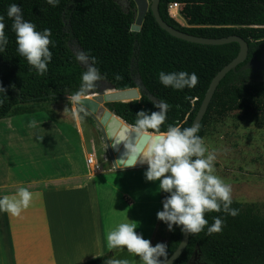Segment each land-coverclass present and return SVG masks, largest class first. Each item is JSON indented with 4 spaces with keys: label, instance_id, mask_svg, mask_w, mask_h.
Here are the masks:
<instances>
[{
    "label": "trees",
    "instance_id": "trees-1",
    "mask_svg": "<svg viewBox=\"0 0 264 264\" xmlns=\"http://www.w3.org/2000/svg\"><path fill=\"white\" fill-rule=\"evenodd\" d=\"M170 2L181 4V9L177 6L179 16L189 27L169 15ZM11 4L20 6L24 19L35 24L37 31L51 30L52 60L42 76L17 53L12 20L7 16ZM130 5L136 7L133 0ZM159 12L168 24L193 35L242 37L248 43L245 62L264 55V0H160ZM0 16L4 17L8 38L5 51L0 53V86L6 89V96L0 93V119L32 112L39 103L57 102L76 93L86 67L68 45V41H75L95 59L104 80L116 89L140 88L139 99L107 103L116 115L133 125L138 111H158L153 105L164 101L170 109L161 131L168 125L187 128L212 77L239 51L237 42L209 45L174 37L158 25L150 9L140 30L132 31L135 11H125L116 0H59L55 7L46 0H0ZM242 64L219 82L201 121L200 137L206 135L211 121H220L233 111L264 123V70L241 71ZM161 71L194 72L199 82L192 89L164 87L158 78ZM116 74L122 79L117 80ZM167 195L163 192L162 201ZM232 201L231 207L239 214L206 213L208 225L198 235H189L187 246L173 264H188L195 252L204 264H264V203ZM214 217L224 221L222 231L208 234ZM173 228L168 231V257L182 237L180 227ZM113 254L109 251L83 264H105Z\"/></svg>",
    "mask_w": 264,
    "mask_h": 264
},
{
    "label": "clouds",
    "instance_id": "clouds-1",
    "mask_svg": "<svg viewBox=\"0 0 264 264\" xmlns=\"http://www.w3.org/2000/svg\"><path fill=\"white\" fill-rule=\"evenodd\" d=\"M49 5L57 6L59 0H46ZM7 16L12 20V30L15 33L17 53L36 70L38 75L48 71L52 60L49 46L51 30L45 28L42 32L36 30V25L26 21L22 10L17 4H11ZM4 17L0 16V53L5 51L8 38L5 34ZM78 61L86 66L81 76V85L69 100L80 103L81 98L96 89L98 82L104 77L95 66V59L87 54L77 56ZM117 80L122 79L119 74ZM159 82L164 87L175 90L192 89L198 82V76L186 71L158 74ZM0 93L5 95L6 89L0 86ZM6 96V95H5ZM3 101L0 100V104ZM158 111L140 110L136 113V121L131 126V132L122 142L125 148L124 158L130 160V166L147 164L144 173L146 181H159V190L168 195L162 201L163 209L156 213V218L167 225L168 231H173V225L181 227L187 235H198L208 225L206 213L221 212L235 217L238 209L231 207L232 186L215 174L217 153L209 151L204 139L197 135L199 125L182 128L168 125L166 131H161L167 120L170 105L160 101L153 105ZM84 111V109H80ZM29 127H36L31 121ZM135 134V139H132ZM143 141V143H141ZM124 159V160H125ZM19 199L8 196L0 198V212L19 216L32 199V193L26 188L17 192ZM213 223L207 228L208 234L220 233L224 221L219 217L213 218ZM137 222L120 223L107 234L109 250H126L138 257L142 264H165L168 257V245L161 242L153 246L151 241L144 239L135 229ZM106 264H129L128 259H109Z\"/></svg>",
    "mask_w": 264,
    "mask_h": 264
},
{
    "label": "rangeland",
    "instance_id": "rangeland-1",
    "mask_svg": "<svg viewBox=\"0 0 264 264\" xmlns=\"http://www.w3.org/2000/svg\"><path fill=\"white\" fill-rule=\"evenodd\" d=\"M116 1L125 11L129 9L135 11V8L130 5V0ZM181 7L179 6L180 9ZM174 9L175 7L171 8L170 12L168 11L171 17L174 16ZM176 17L178 18H173L180 25L190 26L179 14H176ZM68 45L75 48L77 43L68 41ZM105 82L107 81L104 79L98 82V87L100 88L101 84ZM73 103L74 101L65 99L57 102L39 103L34 106L35 110L32 112L9 115L0 119L1 131L12 127L27 132L30 127L27 125L28 123L23 122L25 120H37L42 123V126L33 128L35 129L33 134L37 136L27 132V137L20 140V136L26 135L12 133L14 139L12 146H9L8 154L12 157L22 158L24 161L26 147L37 144L38 147L32 149L33 154H38L39 158H48L42 161L46 162L45 160H47V165L50 167L52 165L50 161H54L56 155L60 154L61 158L63 154L61 150L64 146L70 149L71 153L77 150V141L75 140L77 130L83 145L82 153L87 156L94 149L98 162V167L95 169H90L87 166L86 174L93 175L100 170L113 169L101 130ZM46 121L48 125H46ZM10 124L11 126L8 127ZM45 130L49 133H46ZM203 139L207 149L215 150L217 153L214 165L215 174L232 186V200L243 203H264V123L251 121L241 112L233 111L220 121H211ZM48 146L51 147L50 156H42L44 147ZM146 169L147 166L120 169L122 171L117 173L104 172L98 179L102 212L105 218L104 237L106 239L107 234L112 231L111 225L115 229L120 223L134 221L138 224L135 231L143 234L142 236L150 240L153 246L161 242L167 243V225L156 218V213L162 210L163 192L159 190V181H146L144 176ZM16 172L13 171L14 175L19 177L30 174ZM133 204L134 206H132ZM109 251L114 252L109 259H128L129 264H142L138 257L129 254L126 250L113 249ZM108 252L106 251L105 254ZM192 259H194L192 264H204L196 252Z\"/></svg>",
    "mask_w": 264,
    "mask_h": 264
},
{
    "label": "crops",
    "instance_id": "crops-1",
    "mask_svg": "<svg viewBox=\"0 0 264 264\" xmlns=\"http://www.w3.org/2000/svg\"><path fill=\"white\" fill-rule=\"evenodd\" d=\"M31 121L36 127L42 126L37 120L23 122L29 126ZM34 131L32 127L27 130L32 135ZM14 132L28 134L12 127L0 129V198L19 199L18 190L26 188L32 199L19 216L0 212V264H83L108 252L98 179L104 172L122 170L113 168L87 175L86 155L77 130V150L71 153L64 146L61 158L58 154L54 161L49 159L50 167L47 160L42 161L48 158L33 154L37 144L26 147L23 161L8 154ZM43 150L42 156L49 155L51 147ZM13 171L30 174L19 177Z\"/></svg>",
    "mask_w": 264,
    "mask_h": 264
},
{
    "label": "water",
    "instance_id": "water-1",
    "mask_svg": "<svg viewBox=\"0 0 264 264\" xmlns=\"http://www.w3.org/2000/svg\"><path fill=\"white\" fill-rule=\"evenodd\" d=\"M133 1L136 7H135V21L131 26L132 31L140 30L144 17L148 9H150L158 25L174 37L189 42L209 44V45H220L230 42H237L239 44V51L237 55L229 63L224 65L212 77L190 127H192L193 125L200 126L201 121L212 99V96L219 82L226 75V73H228L230 70L236 71V67L240 63H243L239 67L241 71L246 69L264 70V55H262L259 60L253 58L245 62L248 53V43L242 37L236 34H231L223 37H202V36L193 35L171 26L161 17L159 12L160 0H150V2L149 0H133ZM71 50L76 55V58L78 55L82 53L86 54L83 48L78 44L75 48H71ZM78 62L83 67H86L80 61ZM69 97L70 96L66 97L65 100H69ZM140 97L141 94L139 87L116 89L111 83L105 82L101 84L98 90H94L91 93L83 96L79 104L74 102V104L78 109L81 108L84 109L83 114L86 117L91 118L101 130L105 142L106 150L110 162L114 169H125V168L132 169V168L147 166V164H139V163H137L135 166H130L131 161L126 160L124 158L123 154L125 152V148L122 141L130 135L132 125L127 123L125 120H123L120 116L116 115L110 108L107 107V103L127 102V101L139 99ZM132 139L133 140L135 139V134H132ZM141 143H143V141ZM188 241H189V235L182 232V237L178 246L171 253V255L167 257L165 264H173L187 246Z\"/></svg>",
    "mask_w": 264,
    "mask_h": 264
},
{
    "label": "built area",
    "instance_id": "built-area-1",
    "mask_svg": "<svg viewBox=\"0 0 264 264\" xmlns=\"http://www.w3.org/2000/svg\"><path fill=\"white\" fill-rule=\"evenodd\" d=\"M179 7L181 6L180 3H177V2H170L168 4V11L170 12V9L173 8V7ZM86 165L90 168V169H95L98 167V162H97V159H96V155H95V152H94V149L93 151L89 152L86 156Z\"/></svg>",
    "mask_w": 264,
    "mask_h": 264
},
{
    "label": "bare ground",
    "instance_id": "bare-ground-1",
    "mask_svg": "<svg viewBox=\"0 0 264 264\" xmlns=\"http://www.w3.org/2000/svg\"><path fill=\"white\" fill-rule=\"evenodd\" d=\"M176 14H179L178 13V7H175L174 11H173V15L176 16ZM74 104V103H73Z\"/></svg>",
    "mask_w": 264,
    "mask_h": 264
},
{
    "label": "flooded vegetation",
    "instance_id": "flooded-vegetation-1",
    "mask_svg": "<svg viewBox=\"0 0 264 264\" xmlns=\"http://www.w3.org/2000/svg\"><path fill=\"white\" fill-rule=\"evenodd\" d=\"M193 260H194V259L190 260V261L188 262V264H192Z\"/></svg>",
    "mask_w": 264,
    "mask_h": 264
}]
</instances>
